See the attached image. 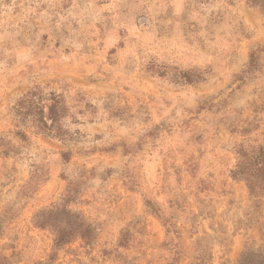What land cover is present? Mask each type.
<instances>
[{"label": "rangeland", "instance_id": "1", "mask_svg": "<svg viewBox=\"0 0 264 264\" xmlns=\"http://www.w3.org/2000/svg\"><path fill=\"white\" fill-rule=\"evenodd\" d=\"M261 45L264 10L247 0H0V256L239 264L264 251V197L231 177L239 145L264 144V54L244 73ZM34 87L63 96L58 135L17 114ZM62 210L93 236L56 246L36 222Z\"/></svg>", "mask_w": 264, "mask_h": 264}, {"label": "trees", "instance_id": "2", "mask_svg": "<svg viewBox=\"0 0 264 264\" xmlns=\"http://www.w3.org/2000/svg\"><path fill=\"white\" fill-rule=\"evenodd\" d=\"M251 6L264 10V0H247ZM264 54V45L251 51L249 63L245 69V74H252L261 67V59ZM193 71L181 70L180 76L185 83H197L204 80L202 72L192 74ZM164 75V74H161ZM63 96L55 92L46 93L40 87H34L23 95L17 104V114L22 121L31 117L32 126L39 132L58 135L59 121L64 116L65 109ZM30 120V119H29ZM23 137H27L24 132H20ZM237 162L231 169V177L246 183L249 192L255 197H264V144L241 143L237 148ZM65 159H68V152H63ZM58 210L55 214H58ZM68 213L69 219L64 221L57 218L46 217L39 214L36 222L41 227H54L56 246H63L76 236L90 238L94 234V227L85 222L83 218L72 214L70 210H62ZM74 216V218H72ZM58 217V216H57ZM54 221V222H52ZM54 223V224H52ZM54 225V226H52ZM0 264H10L7 256H0ZM36 264H43L42 262ZM239 264H264L263 250H248L242 253Z\"/></svg>", "mask_w": 264, "mask_h": 264}]
</instances>
